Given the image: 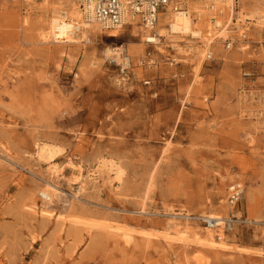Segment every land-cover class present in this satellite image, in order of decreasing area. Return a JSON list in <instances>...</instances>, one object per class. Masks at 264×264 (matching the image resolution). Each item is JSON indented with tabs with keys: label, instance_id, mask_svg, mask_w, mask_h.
Instances as JSON below:
<instances>
[{
	"label": "rangeland",
	"instance_id": "1",
	"mask_svg": "<svg viewBox=\"0 0 264 264\" xmlns=\"http://www.w3.org/2000/svg\"><path fill=\"white\" fill-rule=\"evenodd\" d=\"M221 2L186 3L208 44L172 34L150 46L133 24L43 42L39 0H0V264H264V0ZM106 43L128 54L127 72ZM43 143L51 157H37ZM102 163L119 182L97 176ZM45 180L62 191L50 216L38 213ZM234 181L244 190L231 209ZM209 212L232 218L229 248L162 238L170 219L203 235ZM100 215L129 240L70 221Z\"/></svg>",
	"mask_w": 264,
	"mask_h": 264
},
{
	"label": "bare ground",
	"instance_id": "2",
	"mask_svg": "<svg viewBox=\"0 0 264 264\" xmlns=\"http://www.w3.org/2000/svg\"><path fill=\"white\" fill-rule=\"evenodd\" d=\"M23 1L28 5H31L34 2V0ZM81 1L82 0H39L37 9L34 8L32 13L38 17L37 22L39 21L41 24L44 22V24L41 26L42 29L39 31L41 41L68 43H78L82 41L90 43L94 41L96 36L94 31L97 29H102L95 21L91 19V17H89L87 12H84L82 10L80 6ZM219 1H225L221 2L222 4H219V6L222 5L223 8H233V0ZM216 2L217 1H215V4ZM191 5L193 4H190V6ZM205 7H207L206 4ZM193 10L196 12L197 17L201 18V12H203L202 10L204 9L200 8V6L198 8V6L193 5ZM159 18L160 19L156 24V32L158 33L159 37H163L166 35L169 36L172 34H190L193 38H203L202 41L206 44L211 41L209 37H203L202 28L197 22L194 21V18L190 13V8L171 10L168 7V11L160 14ZM214 23L215 26H220V23L215 21ZM75 24L79 26V30L77 32L73 31ZM131 24L136 25L135 22H132ZM121 28H112L107 33V36H117ZM221 33L222 31L220 32L219 37L222 36ZM208 34L211 35L210 33H207V35ZM103 52L106 59H111L113 61H122L123 64H127L129 61L128 54H123V49L121 48V46L113 47L111 43H106ZM53 152L54 150L43 143L41 145H38L36 155L38 158H42L44 154L51 157L53 155ZM95 171L98 177H102V174L104 173L109 174L110 172H113L115 181L118 182L122 175V171L120 170V168L112 163L109 165L106 163H102ZM82 182V180L78 179V183L80 184L79 190H81ZM38 193H40L45 200V202H43L42 204V208H40V210L38 211L39 215H53V210L51 208L53 199L59 197V194L62 193L61 189L51 180H45L42 189L39 190ZM172 214H174L173 216H177L179 213ZM54 215L56 217L62 216L61 213H55ZM100 216L101 221L93 224L92 222L86 221L82 218L73 217V219L71 220L70 218L68 219L71 222L75 223L99 226L101 228H104L106 231L113 233L114 235H121L122 238L126 241L129 240L131 235L126 229L118 224H112L110 216ZM202 217H207L217 223L224 218L222 215L213 212L203 214ZM160 231L162 232V238L165 239L166 242H169L171 237L178 234V240L184 241L187 237H191V241L193 242V244H196L198 246L211 248H229L228 243H226V241L224 240V235L221 229L216 231L215 229L204 226L202 233L203 235H199L198 231L191 229L189 230L188 227H180L178 223L170 219L166 223V226L164 225Z\"/></svg>",
	"mask_w": 264,
	"mask_h": 264
},
{
	"label": "built area",
	"instance_id": "3",
	"mask_svg": "<svg viewBox=\"0 0 264 264\" xmlns=\"http://www.w3.org/2000/svg\"><path fill=\"white\" fill-rule=\"evenodd\" d=\"M188 0H82L80 6L89 17L95 21L101 29L121 28L125 24L135 22L143 33L145 44L154 45L159 40V35L155 31L159 15L171 10L186 9ZM205 1L206 8L210 11L215 10V1ZM162 16V15H161ZM160 16V17H161ZM212 16L211 20H213ZM79 26L75 24L73 31L77 32ZM225 47H230V42H225ZM152 63L151 52H146L142 62ZM122 72H127L130 67V60L127 64H119ZM244 186L239 181L229 183L227 186L225 202L232 209L238 205L242 198ZM40 197L42 195L40 194ZM199 220L206 226L224 232L233 226L232 218L225 217L220 222H215L207 217L200 216Z\"/></svg>",
	"mask_w": 264,
	"mask_h": 264
}]
</instances>
